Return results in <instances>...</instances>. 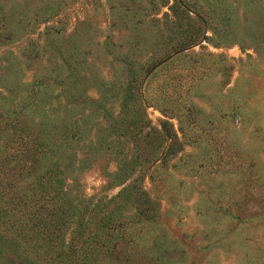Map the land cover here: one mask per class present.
<instances>
[{"label": "rangeland", "instance_id": "rangeland-1", "mask_svg": "<svg viewBox=\"0 0 264 264\" xmlns=\"http://www.w3.org/2000/svg\"><path fill=\"white\" fill-rule=\"evenodd\" d=\"M0 161V264H264V0H0Z\"/></svg>", "mask_w": 264, "mask_h": 264}, {"label": "trees", "instance_id": "trees-1", "mask_svg": "<svg viewBox=\"0 0 264 264\" xmlns=\"http://www.w3.org/2000/svg\"><path fill=\"white\" fill-rule=\"evenodd\" d=\"M2 169L3 168H0V172L2 171ZM3 172H4V169H3ZM3 179L4 178L0 177V195L2 197H5L4 205H3L4 207H2L3 209L1 210V212L3 214L11 213V215L13 217L19 219V217L16 216V213L22 211V208L25 207L24 195L19 194V193H14L12 196L6 197L5 194H8V191H12L14 189V183L12 181L3 180ZM27 184L29 186L34 185V181H29V182H27ZM49 218H50V221L52 222L51 215L49 216ZM29 220L31 222H34L33 223L34 225L37 223V222H35L36 220H35L34 216H32V215L29 217ZM38 224H39V222H38ZM0 238H1V236H0Z\"/></svg>", "mask_w": 264, "mask_h": 264}]
</instances>
